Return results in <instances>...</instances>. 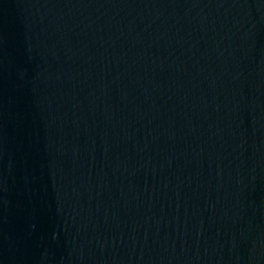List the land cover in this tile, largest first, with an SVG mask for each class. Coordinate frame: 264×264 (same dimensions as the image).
I'll return each instance as SVG.
<instances>
[{"label":"water","instance_id":"1","mask_svg":"<svg viewBox=\"0 0 264 264\" xmlns=\"http://www.w3.org/2000/svg\"><path fill=\"white\" fill-rule=\"evenodd\" d=\"M0 264H264V0H0Z\"/></svg>","mask_w":264,"mask_h":264}]
</instances>
